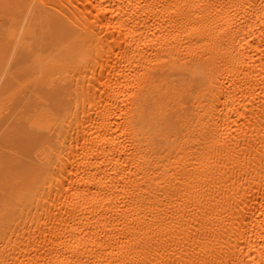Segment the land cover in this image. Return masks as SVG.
<instances>
[{
  "label": "bare ground",
  "instance_id": "obj_1",
  "mask_svg": "<svg viewBox=\"0 0 264 264\" xmlns=\"http://www.w3.org/2000/svg\"><path fill=\"white\" fill-rule=\"evenodd\" d=\"M0 24L28 152L0 161V264H264V0H0Z\"/></svg>",
  "mask_w": 264,
  "mask_h": 264
},
{
  "label": "rangeland",
  "instance_id": "obj_2",
  "mask_svg": "<svg viewBox=\"0 0 264 264\" xmlns=\"http://www.w3.org/2000/svg\"><path fill=\"white\" fill-rule=\"evenodd\" d=\"M5 29H6V26L4 24H0V35H3L5 33V31H6ZM3 61L4 60H2L0 58V71L3 68V64H5V63H3ZM3 70H4V68H3ZM42 92H45V91L42 90ZM3 134H4V129L1 127L0 128V161L1 160H4V161L5 160H11L14 151L17 152L18 155H24V154L28 153L27 151L24 150V142L20 138H18L16 143L14 144L11 135H7L8 137L11 138V142H9V140L8 139L6 140V136H4ZM22 135L25 136L24 132H22ZM15 136L21 137L19 134H15ZM2 172H3V170L0 169V177H1Z\"/></svg>",
  "mask_w": 264,
  "mask_h": 264
}]
</instances>
